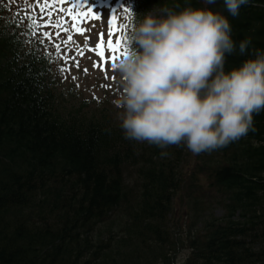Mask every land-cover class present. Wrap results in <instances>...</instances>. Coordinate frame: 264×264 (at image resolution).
I'll list each match as a JSON object with an SVG mask.
<instances>
[{"label":"trees","instance_id":"trees-1","mask_svg":"<svg viewBox=\"0 0 264 264\" xmlns=\"http://www.w3.org/2000/svg\"><path fill=\"white\" fill-rule=\"evenodd\" d=\"M176 3L185 0L160 1ZM208 7L228 16L235 40L250 37L252 47H264V0L241 6L236 17L223 0ZM245 58L228 56L226 67ZM47 59L18 31L0 32V264H176V243L157 232L167 229L168 203L179 187L193 208L192 227L203 221L202 239L188 235L192 254L183 264H264V112L254 115L255 132L219 148L227 165L212 178L230 195L231 216L239 217L217 225L202 220L197 173L184 179L178 171L181 146L161 157L156 145L125 139L109 114L89 115L85 103L65 106L43 81ZM128 171L134 187L122 180ZM84 229L88 239L80 236Z\"/></svg>","mask_w":264,"mask_h":264},{"label":"clouds","instance_id":"clouds-1","mask_svg":"<svg viewBox=\"0 0 264 264\" xmlns=\"http://www.w3.org/2000/svg\"><path fill=\"white\" fill-rule=\"evenodd\" d=\"M256 2L223 0V6L236 17ZM9 20L0 17V32ZM127 28L112 101L125 139L156 145L167 157L171 145L200 154L256 131L254 115L264 112V47H252L250 37L235 40L227 15L185 0L139 16L129 11ZM234 54L247 58L227 68Z\"/></svg>","mask_w":264,"mask_h":264},{"label":"rangeland","instance_id":"rangeland-1","mask_svg":"<svg viewBox=\"0 0 264 264\" xmlns=\"http://www.w3.org/2000/svg\"><path fill=\"white\" fill-rule=\"evenodd\" d=\"M129 1L124 0L123 3L127 5ZM73 3H76V0H31L29 3L20 4L16 8V12L29 14L33 20L36 13L38 22L30 37L37 48L52 49L53 55L61 57L55 71L62 74L60 89L65 91V89H70L69 86L80 81L83 83L93 82L86 88L95 92L99 97L98 103L105 104L116 116L118 109L112 101L120 91V77L112 64H116L122 55L116 56V53L112 52L101 59L92 50L97 32L102 33L108 30L110 9L117 5L116 0H89L88 5L80 11H86L87 7H93L95 11L102 13L101 17L95 19L89 15V17L76 21H73L68 11ZM118 11L117 9V13ZM41 15L46 19H41ZM73 24L76 25L75 28ZM81 27L85 29L83 33L77 31ZM45 32L48 33L47 36L44 35ZM117 37L118 34L116 35L114 31L113 39L116 40ZM113 56H115L114 60ZM81 99L82 95H80ZM98 103L91 102L87 113L91 114L95 111L98 108ZM215 213L219 215L220 211L215 210Z\"/></svg>","mask_w":264,"mask_h":264},{"label":"snow or ice","instance_id":"snow-or-ice-1","mask_svg":"<svg viewBox=\"0 0 264 264\" xmlns=\"http://www.w3.org/2000/svg\"><path fill=\"white\" fill-rule=\"evenodd\" d=\"M88 3H89V0H76V3H73L71 5V7L68 9V11H69V15L72 16L73 21H76L78 19H82L85 17H89V15L91 16V18H95V19H99L101 17L102 13H98L97 11L94 10L93 7H87L86 11H80V9L84 8L86 5H88ZM118 7L122 8L125 13L132 11L131 7H129L128 5L121 3V2H118L116 6H113L110 9V18L108 20L109 38H108V42H107V47L113 53H117L119 51V48L122 44V39L124 41V37L121 38L119 36L116 38L115 43H113V40H112V33L114 31H119L120 28L125 27V25H120L119 28L114 27L115 22L117 20L116 13H117ZM73 10H76V11H73ZM57 27H59V24H57ZM73 27L75 28L76 25L73 24ZM77 31L83 33L85 31V29L81 27V28H78ZM44 35L47 36L48 33L45 32ZM69 39H71V37H69ZM100 40H101V42L96 45V49H99L97 54L101 59H103L105 57V52L103 50V47H104V45H103L104 34L103 33H100ZM126 52H127V48H126V46H124L123 47V55L126 54ZM114 59H115V56H113V60ZM115 66H116V64L113 63L112 67L115 68Z\"/></svg>","mask_w":264,"mask_h":264},{"label":"bare ground","instance_id":"bare-ground-1","mask_svg":"<svg viewBox=\"0 0 264 264\" xmlns=\"http://www.w3.org/2000/svg\"><path fill=\"white\" fill-rule=\"evenodd\" d=\"M232 169L234 170V172L235 171L237 172V171L241 170L240 167L237 164H235L234 162L232 163ZM119 186H121V184H119ZM33 187L34 188H38V185L34 184ZM118 194H119V192H117V195ZM135 217H137V216H134L133 219ZM101 219H102L101 221L103 223H106V218L104 216H102ZM111 222L112 221L108 222L107 224H110ZM135 222L136 221L132 220V225H131L132 227L136 226ZM168 230H169V227H167L166 230L164 229V230H161L160 232L158 231L157 232V237H158V239H160V240L162 239L164 241L167 240V238H168L170 243H176V246H177L176 257H177V262L180 264V262L182 261L183 257L186 255V249L184 248V246L181 243L176 242L175 237L173 236V234H170L169 236H167ZM124 231L125 230H122V229L119 230V234L120 235L124 234ZM197 233H198V237L202 239L203 238V233L200 230H197ZM215 234H216L215 232L214 233H210L209 232L208 237L211 238ZM90 235H91V232L88 231V230L84 229V230L80 231V236L83 237V238H87L88 239ZM113 245H115L117 247H120V246H122V242L121 243H117L116 241H113ZM105 248H106V246H104V245L101 246V250H104Z\"/></svg>","mask_w":264,"mask_h":264}]
</instances>
